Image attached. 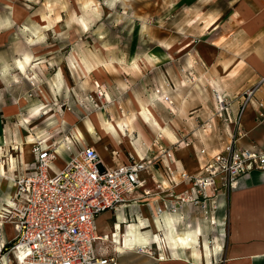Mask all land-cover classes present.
<instances>
[{
    "label": "rangeland",
    "instance_id": "1",
    "mask_svg": "<svg viewBox=\"0 0 264 264\" xmlns=\"http://www.w3.org/2000/svg\"><path fill=\"white\" fill-rule=\"evenodd\" d=\"M233 2L0 0V161L12 171L16 165V175H22L32 164V143L52 140L60 147L69 141L79 148L94 145L110 164H120L142 150L158 154L154 122L159 129L165 122L160 144L196 163L198 138L186 139V146L173 143L183 140L194 120L201 126L207 117L225 123L226 112H217L219 88L210 84L198 44L212 52L211 24ZM160 88L170 89V97L165 91L154 94ZM202 103L208 108L201 112ZM100 127L107 138L98 134ZM24 156L28 165L21 167ZM68 158L61 152L55 164ZM14 183L0 176L4 197ZM228 194L222 235L217 228L205 235L210 241L222 237L223 249L213 256L220 264L229 249ZM114 220L115 213L109 221ZM128 256L129 262L154 260L150 254Z\"/></svg>",
    "mask_w": 264,
    "mask_h": 264
},
{
    "label": "crops",
    "instance_id": "2",
    "mask_svg": "<svg viewBox=\"0 0 264 264\" xmlns=\"http://www.w3.org/2000/svg\"><path fill=\"white\" fill-rule=\"evenodd\" d=\"M209 33H211L209 37L213 44L212 52L208 53L203 43H201L202 45L198 44L201 56H203L202 66L209 73L211 72V86L219 88L216 90L224 95L232 96L233 100L230 111L225 116L224 125L218 124L213 117H207L202 126L194 120L195 122L192 123L190 129H187L188 126L185 124L186 131L182 133L183 136L185 135L183 140L179 138L173 143L174 145L180 143L178 146L183 144L186 146V139H199L200 144L196 145V152L193 156L196 163L179 158L176 149L172 147L177 167L185 168L193 174L201 172L203 167L204 157L199 155V149L206 147V151L209 152L207 156L223 150L225 144L231 141L232 133L238 137L236 142L238 146L257 144L264 148V122H257L256 104H247L239 117V110L243 101L240 94L244 89L257 84V81L264 76V0H234L228 11L224 13L221 11L215 17ZM209 37L205 38L208 42L210 41ZM105 91L106 97H108V89ZM163 91H165L164 97L165 94L170 97V89H156L154 94ZM256 98L264 101V82L258 87ZM170 100L173 101L172 98ZM163 102L166 104L165 101ZM172 103L174 104V101ZM199 106H201L198 108L201 112L208 108L204 109L206 105L203 103ZM152 112L154 115V108H152ZM237 117H239L238 123L235 121ZM210 122L214 124V127L206 128ZM154 125L157 126L158 132L154 141L160 134L162 135L160 139L164 140L165 132L163 133V131L167 130L163 128L165 122L160 129L156 122ZM88 131L90 132V130ZM108 135L105 137L107 138ZM89 139L91 142L94 141ZM0 142L2 141L0 140ZM69 142L73 143L74 151L79 148L74 141ZM46 143H54V141L48 140ZM178 146L174 147L178 149ZM167 147L170 148L171 146ZM74 151L67 150L65 145L62 147L59 145V154L53 163V168H61L68 160L61 163L60 166L55 164L60 161L61 152L70 157ZM97 151L99 152L98 149ZM144 153L145 150H142L139 157L134 158H140ZM31 156L33 162L34 154ZM102 159L107 166L115 165L110 164V158L102 157ZM26 160V156H24L23 163L18 161V165L21 167L28 165ZM129 160L131 159L127 158V161ZM169 160L175 165L174 160ZM127 161L124 162L127 163ZM166 161L167 158L164 157V162ZM8 165L7 169L5 162L0 161V176L5 180H14L16 165L15 171L11 170L13 167L10 164ZM142 177L145 180L144 184L129 195L130 201L127 202V205L121 206L117 211L107 210L98 215L96 226L97 233L101 237L111 234L114 230H119L118 223L121 224L122 228L120 233L117 231V235L121 238L119 243L121 245L115 247L111 242L101 238L96 245L98 252L102 254L116 253L123 264H220L218 259L217 261L213 260V256L214 254L218 256L220 249H223L222 237L210 241L205 238V235L214 228H217L218 233L222 235L224 231L223 210L225 205H228V196L226 197V195L229 192V249H227L224 264H264V171L257 169L251 171L240 180L236 188L228 190L227 193H224V189H222L218 198L220 208L215 213L212 222L205 219L199 209L189 205L182 206L176 214L172 215L165 211L158 216L157 206H162L164 200L168 203L175 200L170 189L160 191L157 185L158 182H163L164 186H168L170 183L165 174L164 165L160 162L156 169L144 171ZM190 187L189 183H180L175 185L172 190L176 194L190 189ZM144 190L149 191V193L145 194ZM0 191L2 190L0 189ZM8 197H4L0 192V205ZM114 213L117 215V220L111 223L109 219L113 217ZM4 232L7 239L13 238L15 234L13 225L11 223L5 224ZM160 235L164 236V241L159 240ZM127 239L132 245H127ZM105 241L110 243V247L105 244ZM156 241L158 247H156ZM148 243H152L153 249L156 250L155 255H150L154 260L144 261L134 258L135 260L132 259V262H129L128 255L139 253L136 248ZM139 254L149 255L148 253ZM10 256L9 264L11 261L15 263L18 261L14 253H11Z\"/></svg>",
    "mask_w": 264,
    "mask_h": 264
},
{
    "label": "built area",
    "instance_id": "3",
    "mask_svg": "<svg viewBox=\"0 0 264 264\" xmlns=\"http://www.w3.org/2000/svg\"><path fill=\"white\" fill-rule=\"evenodd\" d=\"M263 82L264 76L242 91L239 117L247 104L254 103L257 122H264V101L256 98ZM100 94L103 95L102 91ZM216 97L217 112L227 114L233 98L217 90ZM239 117L235 119L237 123ZM213 127L212 122L206 126ZM231 136L223 150L209 156L206 147L199 149L204 162L201 172L194 174L177 167L173 148L160 144L162 135L155 140L158 154L151 156L147 150L140 158L112 166L104 163L93 145L85 144L74 151L73 143L67 142L66 149L74 153L59 169H54L53 163L60 144L35 141L31 146L34 161L29 171L14 179L13 192L0 205V264H9L11 253L16 251L19 264H123L116 253L98 252L96 245L102 237L97 233L96 219L104 211H117L127 205L129 195L144 184L142 173L156 169L160 162L170 183L164 186L158 182V188L170 189L175 200L169 203L164 200L162 206H157V215L165 211L173 215L189 205L212 222L220 208L218 198L222 189L227 193L251 171H264V148L257 144L238 146V137L235 133ZM180 183H189L191 187L174 194L172 188ZM7 223L14 227L11 239L4 232ZM156 244L158 247L157 241ZM152 246V243L143 244L138 249L153 256L156 250Z\"/></svg>",
    "mask_w": 264,
    "mask_h": 264
},
{
    "label": "bare ground",
    "instance_id": "4",
    "mask_svg": "<svg viewBox=\"0 0 264 264\" xmlns=\"http://www.w3.org/2000/svg\"><path fill=\"white\" fill-rule=\"evenodd\" d=\"M100 94V93H99ZM100 97H101V94L99 95ZM222 96V95H221ZM97 132H98V134L100 135V136H102V137H105L106 135H108V132L106 131V129L105 128H101L100 127V129H99V131L97 130ZM18 175H15V178L17 177ZM14 178V179H15ZM242 179V178H241ZM240 179V180H241ZM240 180L237 182V185H236V187L239 185V182H240ZM235 187V188H236ZM5 201H8V198H6L5 200H4V202ZM4 204V203H3ZM3 204H1V205H3ZM117 227H119L120 229L119 230H117V231H119V233H120V230L122 229L121 228V224L120 223H118L117 224ZM114 228V227H113ZM117 231H113L111 234H109V235H107V236H104V235H102V238H103V240H107V241H109V242H111L115 247H118L119 245H121V244H119L120 242H121V238H120V236L119 235H117ZM125 235H126V233H125ZM164 236L163 235H160V237H159V240H161V241H164L165 240V238H163ZM128 240V239H127ZM131 240V239H130ZM160 244V243H159ZM127 245L129 246V245H132V243H130V241L128 240L127 241ZM139 247V246H138ZM138 247L136 248V250L139 252V253H147V252H141L139 249H138ZM148 249H149V247H148ZM121 250V249H120ZM149 251H150V249H149ZM148 254H151V253H148ZM14 255L16 256V258H17V251L16 252H14ZM20 258V257H19Z\"/></svg>",
    "mask_w": 264,
    "mask_h": 264
}]
</instances>
